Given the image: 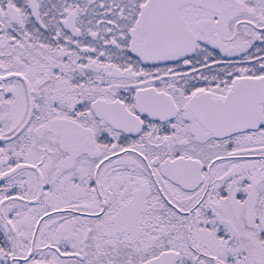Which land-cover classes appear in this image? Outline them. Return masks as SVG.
I'll return each instance as SVG.
<instances>
[{"label":"snow or ice","instance_id":"1","mask_svg":"<svg viewBox=\"0 0 264 264\" xmlns=\"http://www.w3.org/2000/svg\"><path fill=\"white\" fill-rule=\"evenodd\" d=\"M0 264H264V0H0Z\"/></svg>","mask_w":264,"mask_h":264}]
</instances>
